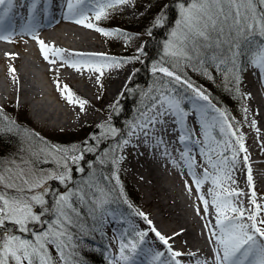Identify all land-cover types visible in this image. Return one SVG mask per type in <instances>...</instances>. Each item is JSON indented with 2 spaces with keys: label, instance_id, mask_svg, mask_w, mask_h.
Instances as JSON below:
<instances>
[{
  "label": "snow or ice",
  "instance_id": "obj_1",
  "mask_svg": "<svg viewBox=\"0 0 264 264\" xmlns=\"http://www.w3.org/2000/svg\"><path fill=\"white\" fill-rule=\"evenodd\" d=\"M128 2L59 0L57 6L65 20L106 37H126L121 30H107L93 20L107 19L110 10ZM175 4L178 18L163 43V58L151 67L154 83L147 90H140L137 118L130 123L126 136L139 139L142 134L146 144L151 137L155 147L171 156L163 135L157 137L155 133H179L178 142L183 145L180 162L200 193L205 215L213 213L209 212V200L201 189L211 180L208 194L212 197L215 225L209 221L206 227L214 245L213 264H264V205L257 202L253 188L250 207H244L239 200L243 193L225 183H236L233 174L237 156L247 152L244 137L235 130L227 111L213 103L207 90L188 75L191 71L213 80L211 70L215 69L226 85H237L236 91L241 74L249 68L256 69L264 79V0H175ZM51 6L52 0H20L19 7L27 10L25 17L15 11L17 0H0V39L11 41L16 34H30L38 39L34 22L38 16L48 19ZM17 16L22 21L20 25L16 24ZM166 23L167 13L161 10L153 18L152 27L163 28ZM147 34L151 36L152 30ZM38 43L45 61L55 64L59 58L61 66L70 65L77 71L87 68L100 76L104 69L138 61L144 53L142 45L136 56L120 60L105 53H66L39 39ZM56 83L67 102L77 104L83 111L88 102L77 98L68 85L61 88L59 80ZM124 91L137 90L126 86ZM119 106L120 99L114 102L113 111ZM190 115L195 121L191 128ZM0 116L7 121V125L0 126V134L21 131L14 121L3 116V109ZM110 119L107 131L92 134V142L85 140L80 146H49L38 134L22 130L30 138L29 146L22 149L19 157L7 163L0 161V264H85L83 251L93 250L88 241L95 239V233L106 236L103 229L108 226L117 245L115 254L110 248L106 250L108 264H182L184 253L173 249L169 243L172 237L158 231L147 215L133 209L124 196L118 174L124 157L117 153L131 140L118 139L120 130L110 124ZM217 130L218 135H214ZM109 140L116 143L111 148H101ZM190 144L198 148L199 163L191 155ZM87 154L93 159L87 160ZM244 161L247 163V155ZM172 163L178 166L176 160ZM49 164L53 167H44ZM197 168L202 170L199 174ZM51 182L58 187L54 188ZM247 183L253 186L251 167L247 170ZM185 184L188 186L187 181ZM121 204L132 209L128 215L143 218L150 228L138 230L121 210ZM148 231L155 234L164 250L149 246Z\"/></svg>",
  "mask_w": 264,
  "mask_h": 264
},
{
  "label": "rangeland",
  "instance_id": "obj_2",
  "mask_svg": "<svg viewBox=\"0 0 264 264\" xmlns=\"http://www.w3.org/2000/svg\"><path fill=\"white\" fill-rule=\"evenodd\" d=\"M19 2L20 0H17V8L15 11L26 17L27 10L26 8H20ZM58 2L59 0H52L53 6L51 7L56 8L57 13H61V10L57 6ZM170 3L173 5L175 15L172 17L173 22L168 24L166 27V33H164L161 45L159 46L156 58L154 59L153 57L148 56L146 52L147 44L149 42L148 40L153 38V33L151 36H149L147 32L149 29H151L152 32H155L156 28L152 27L153 18L158 13H160L161 10H167L165 6L168 7V4ZM168 16L169 14L167 13V21ZM57 17L61 19V21L59 19L55 21L45 20L41 16H38L37 21L34 22L38 39L45 41L48 46L49 43H51L53 45L61 44L65 46L82 48L84 45L86 46L87 43L88 45L95 46L101 52L103 51L102 53H105L108 55V57H115L120 60H124L136 56L138 54L137 50L143 45L144 53L140 56L138 61L121 64L119 67H113L121 69L123 66L129 65L132 70L129 77L132 78L134 72H136L138 68L145 62L144 60L147 55L150 59L146 63V66L147 70L149 71V75L152 77L149 79L150 81H147L149 83L147 88L154 83L155 79L151 72L152 64L154 62L160 61L163 58V43L168 37L169 31L174 26L175 20L178 18L175 0H129L127 4L120 5L115 9L110 10V15L107 19H102L98 22L93 20V22L97 23L99 27H103L107 30L119 29L122 33L127 34L126 37L124 35L106 37L96 32L94 29L86 28L82 25L76 24L73 21H66L62 18V14L61 16ZM15 20L17 25L22 23L18 16L15 17ZM64 27H67V32H61ZM68 27L71 29L69 30ZM14 37L15 39H11V41L0 39V47L3 46V49L11 52V58L15 59L17 68H21V70L25 73V76L29 82V86H35L39 92L36 91V95H38V97L32 99L30 101L31 103L28 105H22L20 97H16L13 93H10L7 101H3L0 98V109H3V114L12 119L16 126H22L24 130L26 129L28 132L38 134L39 137L42 138L49 146H80L85 140L92 142V134L107 131L108 126H106L105 123H107L110 114L113 112L114 102L121 98V93L124 92L125 87L128 85L129 77L118 97L111 100L108 105L102 106V99H98V93L89 95L88 98L92 104L88 105V109L94 114L95 119L93 121L88 120V122L85 123L68 122L66 121L67 118L73 119L76 106L75 104L74 106H70L64 101L59 100L58 97L54 95L52 89H56L59 93H61V91L57 88V80L50 77L52 76V73L48 72L49 67H52L53 72L61 77H65L66 75L72 76L71 73H74L75 77L87 78L91 76L90 73L84 71V69L73 72L71 71V68L66 67L65 65L62 67L61 65L63 62L59 60V58H57L55 64H51L49 62L41 63L38 59L43 58V55L40 51L38 39H34L30 34H19V36L15 35ZM2 53L3 52L0 50V83L3 89L6 92H9L10 90L12 91V81L2 73V70L11 69L12 62L11 58L8 57L5 52L3 54ZM211 71L214 79L208 80L205 77L206 81L200 82V85L207 90V93H211L213 89H216L218 92H222L223 89L226 88H223V84H225L223 76L216 72L215 69H212ZM194 73L195 72L189 71L188 75L192 76ZM47 74L50 76H47ZM245 74L246 71L241 74L242 80L238 85L239 91H236L237 85L234 82L229 83L228 89L231 97L227 100H222L220 108L227 111L230 121L234 123L235 130L238 134L243 135L244 147L247 149L248 157L251 158L250 160L248 159V161H250L249 167H251L253 176L252 187H250L247 183V169L242 152H239L237 156L238 163L233 174V179L237 184H232L231 181L225 182L226 184H229L231 188H235L243 193V195L239 197V200H242L243 206L247 208L250 207L249 197L251 196L253 188L256 193L257 202L261 205H264V94L263 96L262 93L257 95L263 109L262 110L259 107L262 119L260 122H253V125H251L249 124V121L252 120V116L247 110L249 95L245 88ZM60 86L63 88V84L61 82ZM70 86L72 87L71 90L73 92L76 87V82L71 81ZM95 88L98 89L97 85H95ZM147 88L144 90H147ZM76 95L77 94H75V96ZM138 96V102L135 106V110L130 119L126 122V128H123V130L120 131L118 139L122 140L127 138L126 133L129 130V125L137 118V110L140 106V95L138 94ZM34 106L39 107L40 111L42 110L43 117H47V119L44 120L38 115L35 116L32 111L35 108ZM245 109L247 111H245ZM55 112L56 114L58 113L57 115H61V119H48L50 115H56ZM1 122L2 121L0 120V123ZM98 125H104V127L99 128ZM188 126L190 128L195 127L193 116L188 117ZM157 128H159V125H157ZM198 132L199 129L197 128V133ZM175 134L176 133H173V136L171 137L172 140L174 139ZM214 135H218V130L214 132ZM174 141L175 142H173V146H171V149L169 150L171 153L170 163H168L165 168L161 169L162 171L160 172L163 173L164 178L166 177L167 180H169L167 183L171 187L172 194L176 195L180 203H182V207L185 209L186 217L189 221H193L195 223L194 226L196 227L195 230L192 231L191 237L193 239H190L186 235L182 236L180 239L175 238L173 231L174 228L169 225L164 228V232L170 234L173 237L172 242L175 243L177 247H180L182 241L190 242L191 240H195L194 247L199 253H203L202 249L204 248L207 253L210 252L213 254L214 245L210 243L211 231L208 227H206L209 221H211L212 225H215L214 211L211 206L212 197L208 194V189L212 187L211 180L205 182L201 189L205 198L209 200V212L213 213L211 215H205L204 206L198 198L200 193L197 192L192 179L189 177L186 166L180 162V151H183V145L178 142V137H176ZM233 142L235 143L234 138ZM29 143L30 138L28 136L22 138L20 141L21 147L19 150L8 153L7 155H0V161L7 163L13 158L19 157L23 154L22 149L27 148ZM114 143H116V140H114L111 144L113 145ZM104 144L109 143L106 141L101 145ZM112 145L108 146V148H111ZM176 146L178 147L176 148ZM189 146L193 147V152L191 155H195L196 161L199 163L201 161V157L198 154V148L192 144ZM169 147L170 144H168V148ZM236 147L238 148L239 146L236 145ZM117 154L124 157V159L118 165V174L124 196L131 203L133 209L145 213L148 219H150L152 215L154 216L153 207H151L149 204H146L143 191L140 189V187H138V180L132 179L125 170L124 163L126 162V157L124 155V151ZM173 159L178 162V166L173 165ZM44 167L51 168L53 165H44ZM196 171L199 174L202 170L197 168ZM185 181H187V185L191 187V191H189V187L186 186ZM51 183L54 188L58 187L56 182ZM120 207L125 215H128L130 212H132V209H129L127 205L121 204ZM197 209H199V212ZM261 215L264 216V213ZM128 219L133 220L132 223L136 225L138 230L147 231L150 228L143 218L139 216L128 215ZM153 225L157 228L156 223H153ZM103 231L106 234L111 233L110 236L112 241L107 235L105 236L100 233H95L94 235L96 241L100 243L102 242V244L105 243L107 250L110 248L111 252L115 254L117 245L113 239L111 226L104 228ZM146 240L149 242V246H155L157 249L164 250L165 246L158 242L153 232L148 231ZM180 259L182 264H197L198 261H207V264H213V262H210L203 257L200 259L189 260L181 257ZM107 262L108 261H106V264H108Z\"/></svg>",
  "mask_w": 264,
  "mask_h": 264
},
{
  "label": "bare ground",
  "instance_id": "obj_3",
  "mask_svg": "<svg viewBox=\"0 0 264 264\" xmlns=\"http://www.w3.org/2000/svg\"><path fill=\"white\" fill-rule=\"evenodd\" d=\"M50 15L52 17V20L57 19L56 8L51 7ZM66 21H71V20H66ZM66 28L67 27H64V29L60 31L67 32ZM68 29L70 30L71 28L68 27ZM49 46H55L57 48L64 49L66 53H102L103 52L98 50L95 46L88 45L87 43L86 46L84 45L82 48H76L74 46H65L61 44L53 45L51 43H49ZM2 47H0V50L3 53L5 52L6 55L11 58L12 57L11 52L7 51L6 49H3ZM38 60L41 63L47 62L43 58H40ZM11 62H12L11 69H15V71L12 72L11 69H4L2 70V73L12 81V91L10 90L9 92H6L0 83V98L3 101H7L10 93H13L16 97L18 98L20 97L21 99L20 101L22 105H28L31 103L30 101L32 99L38 97L36 93L39 91H37L38 89L35 88V86H29V82L25 76V73L21 70V68L20 69L17 68L15 59L11 58ZM65 66L71 68V71L73 72L77 71L76 69L72 68L70 65H65ZM83 69L84 71L90 73L91 76L87 78H80V77H75L74 73H71L72 76L66 75L65 77H61L53 72L52 67H49V71H48L52 73V76L47 74V76L59 80L63 85L70 86L71 81H75L76 87L74 90L76 91L73 90V92H75L74 94H77L76 95V97L78 96L77 98L86 100L88 102L85 105L83 111L80 109V107L77 104H75L76 107H75L73 119L67 118L66 121L68 122L85 123L88 122V120L93 121L95 119L94 114L91 110L88 109V105L92 104V102L88 98L89 95L98 93V99L99 100L102 99L101 100L102 106L108 105L111 102V100L118 97L132 71L129 65H125L121 69L111 67L104 69L103 75L100 76L99 73H93L89 71L87 68H83ZM97 76H100L99 80L96 79ZM245 77H246L245 88H246V92L249 95L247 110L252 116V120L249 121V124L253 125V122L254 123L260 122L262 119L259 109V107L262 109V106L257 95L258 94L260 95V93H262L263 96L264 94V79H261L258 71L253 68H249L246 71ZM95 85H97L98 89L95 88ZM69 88L72 89L71 86ZM52 91L54 95L58 97L59 100L64 101L70 106H74V104H69L67 100L62 96V94L57 92L56 89H52ZM32 111L35 116L38 115L42 117L44 120L47 119V117L46 118L43 117L42 110L40 111L39 107H35L34 110ZM57 114L50 115L48 119H52V118L53 120L61 119L60 118L61 115H57ZM189 117L192 116L190 115ZM168 127L171 128L174 126L169 125ZM161 135H163L167 147L168 144H170V147L168 148L170 150L171 146H173V142H175L174 139L178 137L179 134L176 133L174 139L172 140L171 137L173 136V133L171 132L161 133L158 131L155 133V136L157 137ZM127 139H130L131 143L123 148L124 155L126 157L124 168L132 179L138 180L139 182L138 187H140V189L143 191L146 204H149L151 207H153L154 216L152 215L150 220L153 223L157 224V228L156 227L155 228L166 237H172L170 234L164 232L165 231L164 228L167 225H169L174 228L173 230L174 234L179 233V235H174L175 238L180 239L182 236L186 235L190 239H193L191 235H192V231L195 230L196 227L194 226L195 223L193 221L191 222L188 220V218L186 217L185 209H183L182 207V203H180L176 195L172 194L171 187L167 183V181L169 180H167L166 177L164 178L163 173L160 172L162 171L161 169L165 168L168 165V163H170L171 160L170 156L164 155L162 148L155 147L154 146L155 140H153L151 137L148 138L147 144L144 143L145 138L142 134L140 135L139 139H136L135 137H127ZM177 147L178 146H176V148ZM242 153L244 157L245 155L248 156L247 152H242ZM248 159L250 160L251 158L248 157ZM245 166L246 169L248 170V167L250 166V161H247V163H245ZM172 241H173V237L169 241V243L171 244L174 250L184 253V255L182 256L184 259L186 260L200 259L201 257H203L210 262H214V255L212 253L210 252L207 253L204 248L202 249L203 253H199L197 251V249L194 247L195 240H191L192 242L182 241L180 247H177V245Z\"/></svg>",
  "mask_w": 264,
  "mask_h": 264
},
{
  "label": "trees",
  "instance_id": "obj_4",
  "mask_svg": "<svg viewBox=\"0 0 264 264\" xmlns=\"http://www.w3.org/2000/svg\"><path fill=\"white\" fill-rule=\"evenodd\" d=\"M165 11H167V13L169 14L166 25L163 28H156L155 32L154 31L152 32L153 38L148 40L149 42L147 44L146 52L148 56L153 57L154 59L156 58V54L158 52L157 50L159 46L161 45V41H162V38L164 37V33H166L165 32L166 27L168 24L173 22L172 17H174L175 15L174 8L171 3L168 4L167 10ZM148 56L146 55V58L144 60L145 62L143 63V65H141L138 68L136 72H134L131 78V81L127 85V87L136 89L137 91L135 93H129V92L124 91L123 97L120 98V106H119V109L117 110L118 114H117V111H113L109 116V118L111 117L110 124L115 126L120 131H122L123 128H126L127 126L126 122L130 119L131 115L133 114L135 110V106L138 102V97H139L138 94L140 90L146 89L149 84L147 81L150 78H152L151 75H149V71L147 70V66H146V63L150 59ZM156 75L159 76L160 74H156ZM190 77L198 85H200V82L206 81L205 77L200 75L199 73H194ZM223 88L225 89H223L222 92H218L216 89H213L211 93L208 92L213 103H215L219 107L221 105L222 100H227L228 98L231 97V94L228 89L229 84L227 85L223 84ZM3 116L5 115L3 114ZM0 120L2 121L0 123V126L7 125V121L3 120L2 116H0ZM105 125L109 126V120L107 121V123H105ZM17 129H21V131L13 132V133L5 132L3 134H0V155H7L8 153L16 152L21 147V144H20L21 139L27 136L22 131L24 130L22 126H17ZM113 141L114 140H109L108 141L109 144L101 145V148L112 145L111 143ZM86 159L92 160L93 156L91 154H87ZM108 170L109 171L112 170L111 166H109ZM88 243L90 245V248L93 250L83 251L85 264H106V259L104 258L106 249L104 245L102 244V242L100 243L96 241V239H94V240H89Z\"/></svg>",
  "mask_w": 264,
  "mask_h": 264
}]
</instances>
